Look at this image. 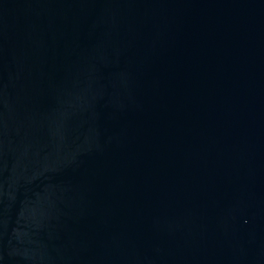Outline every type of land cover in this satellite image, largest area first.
Instances as JSON below:
<instances>
[{
  "label": "water",
  "instance_id": "obj_1",
  "mask_svg": "<svg viewBox=\"0 0 264 264\" xmlns=\"http://www.w3.org/2000/svg\"><path fill=\"white\" fill-rule=\"evenodd\" d=\"M0 264H264V0H0Z\"/></svg>",
  "mask_w": 264,
  "mask_h": 264
}]
</instances>
